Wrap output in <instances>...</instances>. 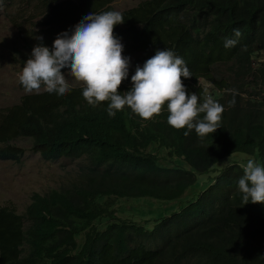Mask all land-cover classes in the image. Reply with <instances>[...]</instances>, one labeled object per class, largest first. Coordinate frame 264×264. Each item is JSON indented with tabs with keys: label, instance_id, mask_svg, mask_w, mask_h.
Segmentation results:
<instances>
[{
	"label": "trees",
	"instance_id": "16d2710c",
	"mask_svg": "<svg viewBox=\"0 0 264 264\" xmlns=\"http://www.w3.org/2000/svg\"><path fill=\"white\" fill-rule=\"evenodd\" d=\"M33 1L22 0V44L11 50L21 70L41 43L37 37L51 49L60 33L71 34L86 15L118 11V0ZM119 12L125 22L114 34L123 55L138 56L121 94L131 90L137 66L157 49L171 50L192 73L182 78L188 94L200 95L202 103L207 89L224 106L221 128L203 141L195 130L185 136L187 129L167 123L166 105L154 121L145 122L128 107L110 117L106 102L87 103L83 87L70 86L64 96L44 90L24 95L0 113V159L21 163L27 150L17 142L25 139L46 161L88 162L75 187L35 193L25 214L0 206V264H264V203L243 205V163H228L195 200L151 229L118 220L111 199H178L197 173L237 152L264 166V0H147ZM234 28L242 36L226 49ZM227 89L237 90L233 107ZM154 145L190 168L162 164L151 151ZM102 219L110 222L101 230L94 223Z\"/></svg>",
	"mask_w": 264,
	"mask_h": 264
},
{
	"label": "clouds",
	"instance_id": "9594fccd",
	"mask_svg": "<svg viewBox=\"0 0 264 264\" xmlns=\"http://www.w3.org/2000/svg\"><path fill=\"white\" fill-rule=\"evenodd\" d=\"M125 22L121 12L115 10L90 13L69 32L60 33L52 48L40 44L34 46L18 80L24 90L31 94L44 91L59 96L68 93L70 85L62 70L83 87V97L89 105L96 107L108 104L107 112L115 117L125 107L132 110L145 122L154 121L166 105L167 123L176 130L189 135L193 130L201 141L221 128L225 108L208 94H188L182 78L190 79L186 62L173 51L157 49L143 67L137 66L132 75L131 90L119 91L129 75L130 58L123 55L124 46L114 34L116 25ZM235 38H225L224 47L236 46L242 36L239 28L233 29ZM233 99L229 107L235 106L236 89H227ZM243 175L238 180L243 205L249 202L264 203V166L249 159L240 164Z\"/></svg>",
	"mask_w": 264,
	"mask_h": 264
},
{
	"label": "rangeland",
	"instance_id": "374dc122",
	"mask_svg": "<svg viewBox=\"0 0 264 264\" xmlns=\"http://www.w3.org/2000/svg\"><path fill=\"white\" fill-rule=\"evenodd\" d=\"M144 1L147 0H118L113 5L118 11H124L138 7ZM36 2L37 0H34L33 4ZM22 3V0H9L8 3H0V113L2 110L20 103L22 97L29 94L21 87L18 80V75L22 72L20 65L15 64L11 59V50L22 44L18 29V24L25 22L21 18L26 15V10L23 9L18 13ZM39 19L37 18L36 21ZM34 27L39 29L40 25L35 24ZM137 58L138 56L130 58L129 73L135 68ZM65 76L70 86L84 87L68 73ZM17 143L23 145L27 150L21 163L0 159L1 207H14L19 214H25L35 193L46 195L54 190L75 187L79 183L81 168L88 162L86 158L77 160L64 158L50 162L31 150V142L21 139ZM151 151L160 156L164 165L190 168L184 159L169 156V149L154 145ZM249 159L255 160L254 157L243 152L233 153L223 158L210 171L197 173L195 184L189 187L182 197L175 200L148 196L112 197L118 220L134 222L151 229L157 220L180 211L195 200L228 163L237 161L246 164ZM109 222L108 219H102L94 224L102 230ZM83 240L84 236L78 238L80 244Z\"/></svg>",
	"mask_w": 264,
	"mask_h": 264
},
{
	"label": "crops",
	"instance_id": "0c3cea01",
	"mask_svg": "<svg viewBox=\"0 0 264 264\" xmlns=\"http://www.w3.org/2000/svg\"><path fill=\"white\" fill-rule=\"evenodd\" d=\"M212 182V181H211Z\"/></svg>",
	"mask_w": 264,
	"mask_h": 264
}]
</instances>
